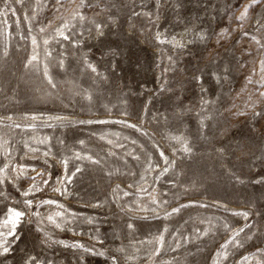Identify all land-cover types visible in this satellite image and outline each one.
<instances>
[{"label":"rangeland","instance_id":"374dc122","mask_svg":"<svg viewBox=\"0 0 264 264\" xmlns=\"http://www.w3.org/2000/svg\"><path fill=\"white\" fill-rule=\"evenodd\" d=\"M262 94L264 0H0V264H264Z\"/></svg>","mask_w":264,"mask_h":264},{"label":"snow or ice","instance_id":"6c2138e0","mask_svg":"<svg viewBox=\"0 0 264 264\" xmlns=\"http://www.w3.org/2000/svg\"><path fill=\"white\" fill-rule=\"evenodd\" d=\"M58 2H59V0H58ZM252 2L255 3V2H257V0H252ZM250 6L251 5H248L245 7V10L241 14V16L237 17L238 20L242 19L247 14V8ZM60 34L63 35L62 32ZM65 38H67V37H65ZM33 43L35 44V40H33ZM45 43H47V41H45ZM33 59H35V57H33ZM89 66L91 67V65H89ZM262 95H264V94H262ZM257 115H259V114L257 113ZM89 123H90V121H89ZM186 150H188V149H186ZM68 179L70 180L71 178L69 177ZM45 183H47V181H45ZM24 195H27V192H25ZM25 203H26V205L31 206L32 201H30V200L25 201ZM42 203H54V201H42ZM173 211H178V209H174ZM9 213H10L9 219L6 221V223H12L13 227H15V224L19 222L20 218L24 215V213L19 212V211H15L13 209H9ZM57 215H59V214H57ZM237 215H244L245 217H247V213H237ZM49 220L51 221L52 217H49ZM57 227H59V225H57ZM8 235H13V233L10 231L8 233ZM221 247H225V245H222ZM8 251H9L8 247H6V246L3 247L2 253H7ZM2 253H0V254H2Z\"/></svg>","mask_w":264,"mask_h":264}]
</instances>
